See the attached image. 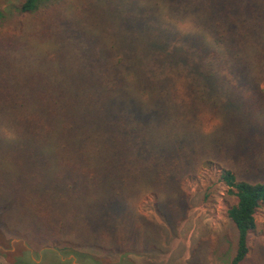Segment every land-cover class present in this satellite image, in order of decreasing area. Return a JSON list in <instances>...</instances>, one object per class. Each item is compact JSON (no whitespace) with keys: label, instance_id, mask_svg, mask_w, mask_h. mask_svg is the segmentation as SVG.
<instances>
[{"label":"trees","instance_id":"16d2710c","mask_svg":"<svg viewBox=\"0 0 264 264\" xmlns=\"http://www.w3.org/2000/svg\"><path fill=\"white\" fill-rule=\"evenodd\" d=\"M10 6L0 11V264H38L30 253L42 248L84 264L166 252L193 199L203 208L219 186L229 264H246L252 236L264 242L261 166L242 150L235 169L240 142L204 131L200 115L221 119L246 91L264 101V0ZM215 134L229 141L218 156ZM205 160L220 171L196 191L187 179Z\"/></svg>","mask_w":264,"mask_h":264},{"label":"rangeland","instance_id":"374dc122","mask_svg":"<svg viewBox=\"0 0 264 264\" xmlns=\"http://www.w3.org/2000/svg\"><path fill=\"white\" fill-rule=\"evenodd\" d=\"M10 5L16 6V0H0L1 14L10 10ZM261 86L264 87V83ZM244 94L248 99L242 104L231 103L228 108L220 112L221 119L214 117L211 112L201 113L202 129L208 132L215 128L214 131L217 133L219 127L222 129L224 137H235V143L240 142V148H233L231 152V156L235 159L238 158L236 164H233L234 168L238 171L245 168L244 161L241 160L243 162L241 163L239 160L244 156V151L246 154H250V156H246L245 160L249 162V166L255 165L256 162L261 166V171L258 170V173L261 175V180H264V101L260 105L249 92L246 91ZM257 118L261 121V125L258 124ZM216 124L218 125L214 127ZM224 137L221 139L215 134L214 139H212V149L215 155H217L216 150L221 145L228 144L229 141ZM217 160L222 162L223 158H217ZM219 171L220 169L215 164L205 160L201 163L198 173L187 179V184L196 191H201L209 180L216 177ZM225 192L226 187L219 186L203 208L196 205L197 197L193 199V211L189 222L184 228L181 227L169 234L166 252H150L145 256L136 258L135 263L131 261L117 264H229L234 244L233 229L224 214L223 197ZM151 198L150 196L148 199L142 200L138 209L143 210L146 204L152 200ZM256 221L259 224L264 221V207L256 212ZM202 240L204 242H199ZM198 243L201 244V251L196 253L194 250ZM252 246L246 264H264V242H261V236H252ZM18 257L12 256L11 259L22 261ZM30 258L38 264H84L71 254L65 255L44 248L36 253H30Z\"/></svg>","mask_w":264,"mask_h":264}]
</instances>
